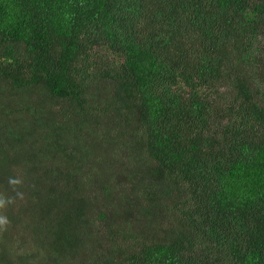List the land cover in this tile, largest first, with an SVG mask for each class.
I'll return each mask as SVG.
<instances>
[{"label": "trees", "instance_id": "1", "mask_svg": "<svg viewBox=\"0 0 264 264\" xmlns=\"http://www.w3.org/2000/svg\"><path fill=\"white\" fill-rule=\"evenodd\" d=\"M0 264H264V0H0Z\"/></svg>", "mask_w": 264, "mask_h": 264}]
</instances>
